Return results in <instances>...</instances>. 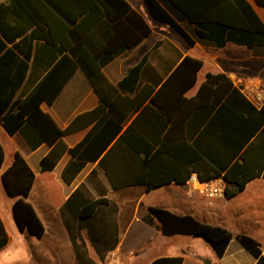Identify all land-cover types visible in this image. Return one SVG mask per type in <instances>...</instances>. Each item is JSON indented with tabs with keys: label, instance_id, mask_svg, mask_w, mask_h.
I'll use <instances>...</instances> for the list:
<instances>
[{
	"label": "crops",
	"instance_id": "1",
	"mask_svg": "<svg viewBox=\"0 0 264 264\" xmlns=\"http://www.w3.org/2000/svg\"><path fill=\"white\" fill-rule=\"evenodd\" d=\"M6 1L0 0V3ZM124 1L142 15L150 27V33L106 63L102 72L110 84L117 85L130 69L141 64L139 78L127 79L125 86L119 88L117 93L103 95L110 103L104 106L98 117L89 121L83 114L100 105L102 98L95 93L83 72L75 69L52 103H40L42 111L48 113L60 128H66L75 121L74 129L63 136L66 146L71 148L79 143L95 123V135L110 134L117 118L121 119L120 133L139 119L137 131L160 136L173 134L174 143L183 140L184 136L193 134L195 137L200 132L213 134L229 131L231 116L223 106L229 98V89L225 92L221 80L204 87L201 93L199 89L206 81L207 74H222L249 99L238 87V82L246 83L249 78L255 77L264 84V46L247 47L227 41L218 47L213 41L199 37L194 24L183 18L169 1L157 0L191 38L192 43H188L171 26L153 20L142 0ZM247 1L264 24V8L253 0ZM80 3L84 4L85 1L80 0ZM33 4L37 15L55 26L57 18L48 3L33 0ZM112 6L104 14H100V6L94 12L96 25L88 34L97 51L117 47L120 40L129 42L136 34L122 18H114L119 10ZM105 13L108 15L105 16ZM37 43L29 61L34 73L51 67L48 60L52 48L43 46L42 40ZM35 54L37 60L34 61ZM185 57L201 61V67L195 72V80L189 87L186 86L190 84L195 64L188 61L180 67ZM18 67L17 63L12 64V78L16 77ZM216 99L218 101L213 106ZM218 107H221V114H217ZM0 145L3 150L0 167V264H106L111 253H115L122 264H149L160 256L178 255L182 256L183 264H204L203 260H208L210 264H255L256 259L242 247L235 238L236 234H247L256 239L264 255L262 176L250 179L232 197H226L224 191L214 197H205L200 184L188 179L151 189L143 185L113 188L99 159H96L86 161L68 182L63 173L70 155L63 153L51 170H41L40 159L50 147L41 143L31 148L20 132L9 135L2 126L1 112ZM15 152L24 158L34 175L26 200L43 225L40 237L17 227L12 211L14 197L8 194L3 183L2 173L11 164ZM122 163L118 153L109 160L110 173L115 180L123 179V173L119 171ZM65 176L70 177V173L65 172ZM216 179L223 180L222 177L210 180ZM75 190L80 193L76 198L78 204L85 198H105L107 201L96 207L91 217L81 218L76 203L64 206ZM148 207L191 215L200 221L228 229L234 237L222 255L217 257L202 237L163 235L157 219L153 218L151 223L143 219L148 214ZM191 237H199L200 240ZM204 243L212 252L195 254L193 247L200 248Z\"/></svg>",
	"mask_w": 264,
	"mask_h": 264
},
{
	"label": "trees",
	"instance_id": "2",
	"mask_svg": "<svg viewBox=\"0 0 264 264\" xmlns=\"http://www.w3.org/2000/svg\"><path fill=\"white\" fill-rule=\"evenodd\" d=\"M44 1L57 18L55 26L44 22L37 15L33 0H7L0 3L2 126L9 135L20 132L31 148L41 143L50 147L48 153L40 159L41 170H51L61 155L67 152L70 161L63 174L68 182L86 161L99 159L113 188L143 185L146 189H151L172 181L184 182L195 172L201 181L222 177L226 197H232L241 191L250 179L264 177V103L259 107L255 106L222 74H207L199 93L210 84L220 80L224 82L225 92L229 89V98L223 103L231 116L229 131L213 134L200 132L195 137L193 134L184 136L183 140L174 143L173 134L160 136L161 134L137 131L139 119L120 133L121 119L117 118L110 134L95 135V123L79 143L71 148L67 147L63 136L74 129L75 121L66 128H60L48 113L42 111L40 103H52L74 70L79 68L95 93L102 98L100 105L83 114L89 121L94 120L104 106L110 103L103 95L117 93L119 88L125 86L127 79L137 80L141 64L130 69L117 85L109 83L102 67L123 50L146 37L150 33V27L142 15L124 0H83L84 4L80 0H65L64 3L61 0ZM142 1L153 20L171 26L188 43H192L191 38L157 0ZM167 1L183 18L194 24L199 37L213 41L218 47L227 41L247 47L264 46V24L247 0ZM253 1L264 8V0ZM111 4L119 10L114 18H122L136 34L129 42L120 40L117 47L97 51L88 31L96 25L97 17L95 18L94 12L98 6L101 7L100 14H104L108 7H113ZM106 15L108 14L105 13ZM103 25L106 26V23ZM31 27L33 29L30 30ZM40 40L44 42L43 46L52 48L48 60L51 67L34 73L29 67V61L33 56L34 45L37 47V41ZM33 59L37 60L36 54ZM188 61L193 62L195 68L190 84L186 87L194 82L195 72L201 67V61L189 57L183 58L180 67ZM14 63L19 67L16 77L12 78ZM217 101L213 102V106ZM217 114H221V107L217 108ZM118 133L119 136L112 143ZM116 153L122 157L123 163L119 168L123 173L122 180L113 179L110 173L109 160ZM2 162L3 150L0 145V167ZM65 172H69L70 177L65 176ZM33 178L24 158L15 152L11 164L2 173L3 183L8 194L14 197L12 211L17 227L40 237L43 225L26 200ZM79 195V190H75L64 206L76 203L80 216L84 219L91 217L96 207L107 201L105 198H85L78 204L76 198ZM147 209L148 214L143 219L148 223L153 218L157 219L163 235L202 237L217 257L222 255L234 237L228 229L200 221L191 215H179L159 207ZM235 238L256 259L255 264H264L262 247L256 239L247 234H236ZM149 264H183V259L179 255L160 256Z\"/></svg>",
	"mask_w": 264,
	"mask_h": 264
},
{
	"label": "built area",
	"instance_id": "3",
	"mask_svg": "<svg viewBox=\"0 0 264 264\" xmlns=\"http://www.w3.org/2000/svg\"><path fill=\"white\" fill-rule=\"evenodd\" d=\"M238 87L242 89L255 106H261L264 103V84L259 79L252 77L245 82H238ZM189 182L200 184L201 192L205 197H214L217 193L224 191V181L216 179L215 181H201L196 173H191L188 177ZM106 264H122L115 253H111Z\"/></svg>",
	"mask_w": 264,
	"mask_h": 264
},
{
	"label": "rangeland",
	"instance_id": "4",
	"mask_svg": "<svg viewBox=\"0 0 264 264\" xmlns=\"http://www.w3.org/2000/svg\"><path fill=\"white\" fill-rule=\"evenodd\" d=\"M190 238V237H189ZM192 239H195V240H200L199 237L195 238V237H191ZM189 240V239H188ZM193 250H195V254H198V255H203L207 252H212L211 251V248L206 244L204 243L200 248H195L193 247ZM134 262L130 263V264H133ZM210 264V263H209Z\"/></svg>",
	"mask_w": 264,
	"mask_h": 264
},
{
	"label": "water",
	"instance_id": "5",
	"mask_svg": "<svg viewBox=\"0 0 264 264\" xmlns=\"http://www.w3.org/2000/svg\"><path fill=\"white\" fill-rule=\"evenodd\" d=\"M203 263H204V264H208L209 261H208V260H203Z\"/></svg>",
	"mask_w": 264,
	"mask_h": 264
}]
</instances>
